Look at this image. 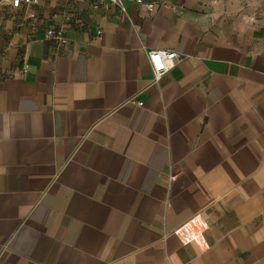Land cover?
I'll list each match as a JSON object with an SVG mask.
<instances>
[{"label":"crops","instance_id":"obj_1","mask_svg":"<svg viewBox=\"0 0 264 264\" xmlns=\"http://www.w3.org/2000/svg\"><path fill=\"white\" fill-rule=\"evenodd\" d=\"M143 1L0 0V264H264V20Z\"/></svg>","mask_w":264,"mask_h":264},{"label":"built area","instance_id":"obj_2","mask_svg":"<svg viewBox=\"0 0 264 264\" xmlns=\"http://www.w3.org/2000/svg\"><path fill=\"white\" fill-rule=\"evenodd\" d=\"M9 3L13 8L22 9L27 19H35L37 17L36 6L39 0H2ZM99 3L108 5H120L122 0H98ZM136 3L145 6L147 11H152L154 2H144L143 0H135ZM45 35L54 42L56 47L65 45L68 41L64 26H48L45 29ZM146 56L150 65L153 81H158L160 77L168 69H170L176 61H180L181 57L174 51L166 49H150L146 52ZM137 104L141 105V102Z\"/></svg>","mask_w":264,"mask_h":264},{"label":"rangeland","instance_id":"obj_3","mask_svg":"<svg viewBox=\"0 0 264 264\" xmlns=\"http://www.w3.org/2000/svg\"><path fill=\"white\" fill-rule=\"evenodd\" d=\"M206 2L218 3L223 7H229L250 16L252 19L264 20V0H201Z\"/></svg>","mask_w":264,"mask_h":264}]
</instances>
